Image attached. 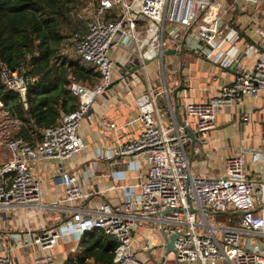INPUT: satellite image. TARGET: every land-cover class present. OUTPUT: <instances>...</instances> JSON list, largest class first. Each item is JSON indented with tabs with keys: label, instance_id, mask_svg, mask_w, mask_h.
I'll list each match as a JSON object with an SVG mask.
<instances>
[{
	"label": "built area",
	"instance_id": "built-area-1",
	"mask_svg": "<svg viewBox=\"0 0 264 264\" xmlns=\"http://www.w3.org/2000/svg\"><path fill=\"white\" fill-rule=\"evenodd\" d=\"M226 4L223 0H83L76 17L84 22L85 32L75 37L74 48L79 60L100 74L99 84L88 88L70 78L68 90L76 97L77 108L61 114L58 124L43 130L35 145L15 135L20 123L0 109V147L10 154L0 167V211L18 206L51 213L60 205L89 199L90 193L77 184L76 177L63 171V198L44 204L41 178L29 164L37 167L51 160L64 164L84 149L81 122L109 86L115 63L122 62L121 58L113 59L112 52L120 44L130 49L139 45L137 22L151 21L157 26L159 40L147 45L161 64L163 52L183 41L189 52L209 59L222 70L233 66V77L214 96L205 102L184 104L188 121L183 123L193 131L213 130L220 110L238 109L244 99L255 100L264 94V49L254 48L251 66L219 49V38L228 28L224 19L228 10L261 18L264 0H228ZM254 32L264 45V22L255 25ZM119 77L123 79L121 73ZM1 78L7 89L19 96L34 82L23 65L3 69ZM163 94H167L166 88L156 91L146 83V89L134 99L140 132L136 139L121 145L117 155L137 167L147 165V174L144 180L124 188L122 205L113 209L107 203L93 204L86 211L76 210L48 232L28 234L25 239L14 235L0 253V264H9V254L25 253L32 246L39 250L34 264H55L51 250L58 242L78 243L95 230L118 244L111 264H145L146 260L135 254L133 239L142 224L149 225L145 251L151 248L148 241L154 233L167 237L178 233L174 264H264V135L260 147L239 148L228 155L221 172L194 175L186 152V132L174 119L169 123L161 120L158 99ZM247 121V116L241 117V124ZM109 128L118 130L113 123ZM188 201L196 212L187 211ZM233 212L241 215H229ZM209 217L219 221L210 222Z\"/></svg>",
	"mask_w": 264,
	"mask_h": 264
},
{
	"label": "crops",
	"instance_id": "crops-1",
	"mask_svg": "<svg viewBox=\"0 0 264 264\" xmlns=\"http://www.w3.org/2000/svg\"><path fill=\"white\" fill-rule=\"evenodd\" d=\"M241 10L230 9L225 15L228 28L219 38V49L233 58L240 59L246 66H251L254 59V48L263 42L254 32V26L264 22L262 18L249 17ZM136 34L140 38L139 45L130 49L120 44L111 54L116 61L107 89L100 94L96 102L83 118L79 133L85 147L72 159L60 164L57 161H42L39 166L30 163V169L37 171L41 178L42 201L44 204H55L63 198V187L60 175L63 171L71 172L77 184L84 188L90 197L82 203L60 205L53 212L24 210L14 206L0 211V253L4 252L14 235L22 239L30 234L35 236L48 232L58 224L70 219L76 210L86 211L93 204L107 203L118 209L124 201V188L144 180L147 165L139 167L130 160L117 155L118 148L129 140H134L140 132L136 121L137 111L134 99L146 89V83L157 91L166 88L167 94L158 99V110L164 123L175 120L174 104L182 122L187 117L185 103H201L214 96L219 87L233 77V66L222 70L205 57H199L180 42L167 48L175 54L164 55L162 64L155 51L149 46L159 40L157 26L151 21H140L136 24ZM149 44V45H147ZM182 52L181 57L178 53ZM184 89L173 95L179 86L180 65ZM136 66H140L134 71ZM116 71L118 73H116ZM122 74L123 79L119 77ZM248 121L241 124V117ZM216 127L213 130L196 133V141L189 138L186 152L190 160V169L194 175L215 174L224 163L225 158L239 148H257L262 144L260 137L264 135V94L259 98L244 99L240 108H223L216 114ZM113 123L117 131L109 128ZM10 154L0 147V166L7 163ZM84 216V214H83ZM148 224H142L133 234L135 254L145 264H157L164 254L165 236L154 233L149 250H143L147 244ZM170 238V237H167ZM75 249V250H74ZM74 250V252H72ZM39 253L37 246L27 252L9 254V264H34V257ZM78 253V243L58 242L51 250L55 264H63L69 257ZM162 264H174L173 254H168Z\"/></svg>",
	"mask_w": 264,
	"mask_h": 264
},
{
	"label": "trees",
	"instance_id": "trees-1",
	"mask_svg": "<svg viewBox=\"0 0 264 264\" xmlns=\"http://www.w3.org/2000/svg\"><path fill=\"white\" fill-rule=\"evenodd\" d=\"M80 6L81 0H0V103L20 123L15 135L29 145L40 142L43 130L57 125L61 114L77 108L70 78L88 88L99 84L98 72L61 54L68 38L85 32L76 17ZM20 65L34 80L25 102L1 78L3 69ZM117 253L118 244L95 230L80 239L78 253L63 264H111Z\"/></svg>",
	"mask_w": 264,
	"mask_h": 264
},
{
	"label": "water",
	"instance_id": "water-1",
	"mask_svg": "<svg viewBox=\"0 0 264 264\" xmlns=\"http://www.w3.org/2000/svg\"><path fill=\"white\" fill-rule=\"evenodd\" d=\"M180 46L181 47H183L184 46V43H183V41H181L180 43ZM176 53V51H174V50H165L164 52H163V55H168V54H175ZM178 55H179V57H181V55H182V52L180 51L179 53H178ZM140 68V66H136L135 68H134V71L135 70H138ZM182 68H183V64H182V62H181V65H180V78L182 77L181 75H182ZM182 89H184V84H183V80H182V78H181V81H180V84H179V86L173 91V95H176L177 94V92H179L180 90H182ZM25 95H26V92H21V94H20V97H21V99H22V101L23 102H25ZM174 116H175V121H176V123L180 126V127H182L183 129H184V131L186 132V134H187V137L194 143L195 141H196V133L191 129V128H189V127H187V126H185L184 125V123L181 121V119H180V117H179V115H178V112H177V107H176V104H174ZM187 211L188 212H190V213H194V212H196V210H194L193 208H192V206H191V203L188 201V207H187ZM207 212V211H206ZM208 214H210V215H227V212H225V213H218V212H207ZM229 215H241V212H233V213H231V214H229ZM165 236V235H164ZM177 236H178V233H176V234H174V235H172V236H170V238H167V236H165L164 238H165V240L167 241L166 242V244L165 245H163L162 246V248L164 249V254H163V256H162V258L159 260V262L157 263V264H162L163 263V261H164V259H165V257L168 255V254H173L174 253V241H175V239L177 238Z\"/></svg>",
	"mask_w": 264,
	"mask_h": 264
},
{
	"label": "rangeland",
	"instance_id": "rangeland-1",
	"mask_svg": "<svg viewBox=\"0 0 264 264\" xmlns=\"http://www.w3.org/2000/svg\"><path fill=\"white\" fill-rule=\"evenodd\" d=\"M227 1L228 0H223L225 7L227 6V4H226ZM81 3H83V0H81ZM79 8L80 9L78 10V12L82 9V6H80ZM262 12L264 13V8H263ZM261 18L264 19V17H261ZM73 42L75 43V38H68V41L66 42L65 46L62 48L61 54L65 55L66 57H68V58H70L72 60H76V59H79V58H78V56H77V54L75 52ZM0 109H2V107H0ZM6 162H8V160ZM218 169H219V172H221V167L218 168ZM209 221L210 222H214V221H219V220L218 219L215 220V218L209 217ZM221 224H224V223H221Z\"/></svg>",
	"mask_w": 264,
	"mask_h": 264
}]
</instances>
